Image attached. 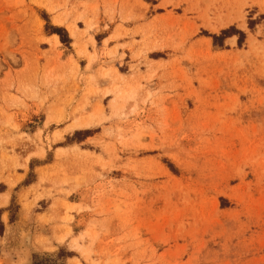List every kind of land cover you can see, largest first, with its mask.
<instances>
[{
	"label": "rangeland",
	"instance_id": "1",
	"mask_svg": "<svg viewBox=\"0 0 264 264\" xmlns=\"http://www.w3.org/2000/svg\"><path fill=\"white\" fill-rule=\"evenodd\" d=\"M0 264H264V0H0Z\"/></svg>",
	"mask_w": 264,
	"mask_h": 264
},
{
	"label": "trees",
	"instance_id": "2",
	"mask_svg": "<svg viewBox=\"0 0 264 264\" xmlns=\"http://www.w3.org/2000/svg\"><path fill=\"white\" fill-rule=\"evenodd\" d=\"M53 33H54V34H57V35L60 37L62 43L67 44V43L69 42V40L66 39V38L63 36V34H62V30H60V29H53ZM214 38H215V40L218 41V38H217V37H214Z\"/></svg>",
	"mask_w": 264,
	"mask_h": 264
},
{
	"label": "bare ground",
	"instance_id": "3",
	"mask_svg": "<svg viewBox=\"0 0 264 264\" xmlns=\"http://www.w3.org/2000/svg\"><path fill=\"white\" fill-rule=\"evenodd\" d=\"M54 39H55V40H54L55 43H56V44H59L58 39H57V38H54Z\"/></svg>",
	"mask_w": 264,
	"mask_h": 264
}]
</instances>
